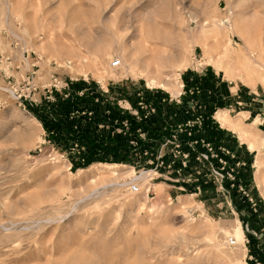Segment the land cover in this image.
Returning <instances> with one entry per match:
<instances>
[{
	"label": "rangeland",
	"instance_id": "obj_1",
	"mask_svg": "<svg viewBox=\"0 0 264 264\" xmlns=\"http://www.w3.org/2000/svg\"><path fill=\"white\" fill-rule=\"evenodd\" d=\"M262 43L264 0H0V264H264ZM203 77L228 164L190 158L179 173L168 138L145 156L106 148L75 93L120 108L176 86L184 103Z\"/></svg>",
	"mask_w": 264,
	"mask_h": 264
},
{
	"label": "crops",
	"instance_id": "obj_2",
	"mask_svg": "<svg viewBox=\"0 0 264 264\" xmlns=\"http://www.w3.org/2000/svg\"><path fill=\"white\" fill-rule=\"evenodd\" d=\"M204 79L205 77L198 79L196 82L197 89L201 86L200 90L192 91L188 88V91H183V93H185V98L183 99L184 103L177 99V96H180L182 93L175 96L170 95L171 97H168L167 100L162 103V95H158L154 92L150 93L149 91L144 93L145 96L150 98V101H147V103L140 101L138 102L140 106H137L138 104L133 106L134 102L122 100L119 102L120 108H115L105 103H110V101L100 98L101 94H103L102 96H107L102 91H100V93L94 91H87L85 93L77 91L75 93L84 95L87 100V105L85 107H79V109L83 111H88L93 118L91 123L94 124V127L92 124L91 126L89 122H87V125L95 130L103 126L104 131H106L108 136V140L104 143L105 146H107L106 148H115V145H118L120 151L125 150L124 154L126 155L127 153L132 154L133 152L136 154H138V152L141 154L143 153V156L149 155V145L165 140V138L169 137L170 133L176 130L177 126L182 125V123L188 119L194 118L196 114L202 113L203 115L201 116H203L204 122H200V124L194 126L195 133L190 136L191 139H189L187 133H182L179 136L180 139L178 141L181 142L179 148L189 152L192 158H196L197 153L193 150L191 142L194 138L197 139L198 137H202L210 142L223 158L227 159L228 157L226 156L230 151L225 149V146L228 145H225L227 142H225L224 131L221 130L223 127L220 123L214 121L216 119L215 116L212 115V113H215V111L219 109L216 104L221 101L219 99L220 95H216L214 90L210 91V89H207L203 81ZM199 83L200 85H198ZM153 95H155V100ZM72 97H74V95H72ZM70 102L72 101L68 100L66 103L63 101L60 108H65V110L67 109L68 111L69 108H71ZM123 103H125V105ZM101 108L104 109L103 112H101ZM62 110L63 109H61V111ZM83 113L85 114L86 112ZM74 114H68L63 110L61 113L62 117L59 118L62 121L70 122L72 130L83 128L86 121L80 120L79 115ZM101 115L103 119H105L104 125L96 124V121H98L97 118ZM88 119L90 120L91 118ZM54 120L56 122L58 121V119ZM124 122H128V126H125ZM89 132L91 133V131ZM91 140H93L92 137ZM94 141H96V139H94ZM90 143L92 142L90 141ZM132 144L134 145L131 146ZM199 146L203 147V151L206 149V146L203 144ZM225 151L227 155L224 153Z\"/></svg>",
	"mask_w": 264,
	"mask_h": 264
},
{
	"label": "built area",
	"instance_id": "obj_3",
	"mask_svg": "<svg viewBox=\"0 0 264 264\" xmlns=\"http://www.w3.org/2000/svg\"><path fill=\"white\" fill-rule=\"evenodd\" d=\"M113 66L118 67L121 65V61L120 59H117L115 61L112 62ZM90 114V113H89ZM200 123V120L196 121H188L186 124L184 125H180L176 127V130L172 133H170L168 139L166 140V142H164L165 144L168 143H174L177 147V149L173 148V156L175 158V161L172 162V164L174 163H178L177 166L175 167V170L179 173L180 171H182V169L186 166V164L188 163V159L192 158L191 154L189 152H181L178 147H179V136L182 133H187V135L191 136L192 135V128L197 124ZM125 126H128V122H124ZM199 144H203L204 146H206V149L204 151H199L196 152L198 145ZM191 146L193 147V150L197 153V159L199 158H206V159H210L213 160L214 162L218 163V164H228V160L223 158L220 153L217 151V149L208 141H206L205 139L202 140H194L191 142ZM179 155V156H178ZM161 157V155L159 156ZM179 161V162H178ZM196 189L200 190V186L197 185ZM130 190L132 192H139V187L136 184H132L130 186ZM252 200V198H251ZM232 242H235L234 239L231 240Z\"/></svg>",
	"mask_w": 264,
	"mask_h": 264
},
{
	"label": "bare ground",
	"instance_id": "obj_4",
	"mask_svg": "<svg viewBox=\"0 0 264 264\" xmlns=\"http://www.w3.org/2000/svg\"><path fill=\"white\" fill-rule=\"evenodd\" d=\"M225 51L227 52V54H226V56H228L230 59H234V58H237V57H239V56H242L241 54L242 53H237V54H233V53H230L229 51V49H227V48H225ZM261 51H263L264 52V43H262V45H261ZM97 61V60H96ZM113 61H115V59L114 60H112L111 62H113ZM249 61H250V58H248V57H246L245 58V61L243 62L244 63V65L246 66L248 63H249ZM100 63V62H99ZM98 63V64H99ZM243 65V66H244ZM244 66V67H245ZM161 85L160 86H162V87H166V85L164 84V83H160ZM171 92H173V94H178V93H180V89H179V87H174L173 89H172V91ZM217 116H218V118L222 121V123L224 124V125H226V126H228V127H231V128H233V129H237L238 131H239V133L241 134V133H243V134H245V128L243 127V125L242 124H240V122L238 121V120H235V121H233V120H231L229 117H228V115L225 113V112H223V111H219V113L217 114ZM106 166H108V167H112V166H118L119 164H105ZM234 234H235V236H236V238H237V243H238V245L240 246L241 244H242V241H243V236H244V234H243V230H242V228H241V226H240V224L239 225H237L236 226V228H235V231H234ZM236 242V241H235ZM242 264H245V262H242Z\"/></svg>",
	"mask_w": 264,
	"mask_h": 264
}]
</instances>
